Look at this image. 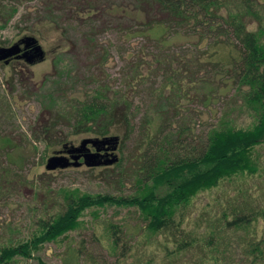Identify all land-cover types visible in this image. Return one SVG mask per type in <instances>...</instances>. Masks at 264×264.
<instances>
[{
  "label": "rangeland",
  "instance_id": "374dc122",
  "mask_svg": "<svg viewBox=\"0 0 264 264\" xmlns=\"http://www.w3.org/2000/svg\"><path fill=\"white\" fill-rule=\"evenodd\" d=\"M259 2L264 14V0ZM149 14L151 18L157 15L155 11ZM147 18V14L136 11L135 0H0V46L34 36L44 50V58L32 63L25 59L10 63L0 60V246L31 237L38 229L39 218L53 211L63 190L115 196L135 191L133 179L128 175L118 178V174L130 170L134 161L130 155L140 151L136 149L139 127L124 142L122 128L117 148L109 153L101 151L93 158L99 163L87 165L79 158L78 166L49 169V157L67 155L66 149L79 146L83 138L95 137L72 133V122L58 117L55 109L63 111L71 101L106 82L132 100L134 124L139 126L147 114L156 131L169 117L173 130L178 119L174 105L160 107L161 100L155 95L156 87L165 81L156 58H163L165 53L174 57L186 54L195 62L194 80L183 83L188 93L179 102L191 126L190 143L197 144L228 109L233 93L231 80L224 68L213 62L227 59L225 47H218L216 53L214 49L206 51L204 43L198 44L186 30L167 37L163 27L139 24ZM162 35L167 39L159 40ZM137 62L142 63L143 75L132 78ZM232 114L239 125L250 121L245 114ZM61 138L65 139L59 142ZM257 153L261 166L257 176L246 178V187L256 203H263L264 145L257 147ZM114 157L116 161L108 162ZM225 192L227 182L193 197L185 226L197 229L200 224L202 228L210 217L217 216V204L224 202ZM79 219L77 227L32 249L33 257L19 256L20 264H133L149 258V264H196L204 254H208L205 264L222 263L223 252L216 261L203 246L166 255V246L168 251L173 249L172 242L167 241L171 236L143 229L144 218L136 206L107 202L84 209ZM110 222L126 230L125 238L132 246L126 257L120 256L111 242ZM261 226V222L251 225L246 236H259ZM236 234L231 240L233 264H243ZM223 251L228 254V250Z\"/></svg>",
  "mask_w": 264,
  "mask_h": 264
},
{
  "label": "trees",
  "instance_id": "16d2710c",
  "mask_svg": "<svg viewBox=\"0 0 264 264\" xmlns=\"http://www.w3.org/2000/svg\"><path fill=\"white\" fill-rule=\"evenodd\" d=\"M262 6L259 0H135L136 11L148 16L146 20H139L140 25L163 27L165 32L168 31L167 37L172 32L186 30L198 44L204 43L206 51L214 49L216 53L218 47H225L227 59L213 62L221 65L231 80L233 93L228 109L200 136L197 144L190 143L191 126L179 102L180 97H187L188 93L184 91L187 88L183 83L190 84L194 80L192 65L195 62L186 54L174 57L166 53L163 58H156L158 68L164 70L165 81L156 87L155 95L161 100L160 107L170 103L174 105L178 119L173 130L169 117L164 118L156 131L151 128V118L147 114L139 126L134 124L132 100L125 92L112 89L106 82L97 84L84 96L71 101L63 111L55 109L58 117L72 122L74 134L89 133L102 138L118 135L123 128L124 142L139 127L136 149L140 151L130 155L134 160L130 170L118 174V178L128 175L133 179L135 191L115 196L63 190L62 198L53 211L39 218L36 223L38 229L31 237L16 244L0 246V264H20L19 256L33 257L32 249L40 243L56 239L77 227L84 209L107 202L136 206L144 218L143 229L170 235L167 241L172 242L173 249L168 251L166 246V255L203 246L209 248L216 261L223 252L222 263L218 264H233L231 240L239 233L237 241L241 246L242 263L264 264V202L256 203L246 187V178L258 174L261 165L257 147L264 145ZM152 11L158 17L151 18L149 13ZM253 23L255 28L250 27ZM167 37L162 35L159 40ZM141 65L138 62L133 65L132 78L142 77ZM52 99L55 103L56 100ZM233 111L247 115L249 123L239 125ZM173 132L176 137H173ZM64 139L58 140L62 142ZM226 182L228 192H225L224 202L217 204L218 215L210 217L202 228L200 224L197 229L187 228L184 221L193 197ZM258 222L262 224L259 236H246L249 227ZM108 230L113 246L120 250V256L126 257L132 247L125 238L126 230L114 222L108 224ZM223 250H228V254ZM205 256L196 264H205ZM151 260L138 259L133 264H149Z\"/></svg>",
  "mask_w": 264,
  "mask_h": 264
},
{
  "label": "water",
  "instance_id": "95a60500",
  "mask_svg": "<svg viewBox=\"0 0 264 264\" xmlns=\"http://www.w3.org/2000/svg\"><path fill=\"white\" fill-rule=\"evenodd\" d=\"M20 42L25 43V51L22 53H19L22 49L20 46ZM33 45V49L35 50V54H29L30 50H27L29 46ZM19 53V54H18ZM17 54V55H16ZM16 55L17 58H23L27 62L32 63L36 61V59H42L44 58V50L41 46V44L38 42V39L34 36H26L21 38V41L15 42L12 45L9 46H0V60H5L6 63L9 62V57ZM119 138L117 135L114 136H105L102 138L99 137H86L83 138L79 146H73L72 148L68 149V152H74L71 157L74 160H70V158L67 155L64 154H55L49 157L47 161L46 167L49 169H54L56 167H67L70 165L78 166L81 164L79 161V158L81 157V154L75 153L80 152L84 149V147H87L88 143H92L96 147V152H90L84 154V163L87 165H92L95 163H99L98 161L93 160L94 157L98 156L100 147V144H112L108 148H111L112 150L116 149L118 146ZM117 160L116 157L109 159L108 162H113Z\"/></svg>",
  "mask_w": 264,
  "mask_h": 264
},
{
  "label": "flooded vegetation",
  "instance_id": "af4514ba",
  "mask_svg": "<svg viewBox=\"0 0 264 264\" xmlns=\"http://www.w3.org/2000/svg\"><path fill=\"white\" fill-rule=\"evenodd\" d=\"M18 41H21V39H19ZM18 41H16V42H18ZM15 43V42H14ZM13 44V43H12ZM12 44H9V45H12ZM9 45H6V46H9ZM20 46H21V50H20V52L19 53H22V52H24L25 51V43L24 42H20ZM27 50H30L29 51V53L27 54V55H29V54H35V50L33 49V45H31V46H29L28 48H27ZM18 53V54H19ZM17 55V54H16ZM16 55H13V56H10L8 59H9V62L8 63H10L11 61H13V60H20V59H23V58H17V56ZM34 59H37V58H34ZM24 60V59H23ZM110 145H112V144H100L99 145V147H100V150H99V152H101V151H104V152H106V153H109V150H112L111 148H108ZM69 149V148H68ZM68 149H66V154L68 155V157L70 158V160L72 159V157H71V155L74 153V152H67V150ZM94 150H96V147L92 144V143H88L87 144V147H84V149L82 150V151H80V152H75V153H79V154H81V157H80V159L82 158L83 160H84V154H86V153H90V152H94ZM72 161V160H71Z\"/></svg>",
  "mask_w": 264,
  "mask_h": 264
}]
</instances>
